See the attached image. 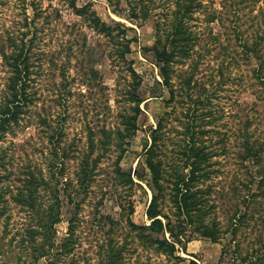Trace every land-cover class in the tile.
Returning a JSON list of instances; mask_svg holds the SVG:
<instances>
[{
  "label": "rangeland",
  "instance_id": "1",
  "mask_svg": "<svg viewBox=\"0 0 264 264\" xmlns=\"http://www.w3.org/2000/svg\"><path fill=\"white\" fill-rule=\"evenodd\" d=\"M192 2L0 0V115L14 62L26 84L0 130V264H105L118 248L112 264L176 262L127 225L149 222L152 176L140 166L158 124L148 157L161 162L162 209L188 239L177 264H264V0ZM180 19L190 39L166 82L156 55ZM132 91L143 99L135 128ZM186 143L208 153L189 224L173 203ZM70 224L73 248L61 252Z\"/></svg>",
  "mask_w": 264,
  "mask_h": 264
},
{
  "label": "trees",
  "instance_id": "2",
  "mask_svg": "<svg viewBox=\"0 0 264 264\" xmlns=\"http://www.w3.org/2000/svg\"><path fill=\"white\" fill-rule=\"evenodd\" d=\"M185 3L181 4L182 8H185V10H188L193 6L192 0H184ZM180 4V3H179ZM78 12H83L84 10L88 9V4L84 5L83 7H75ZM181 9V8H178ZM87 11V10H86ZM133 12V11H132ZM147 11H145V15ZM133 15H135L133 13ZM93 28H95L98 32H107L111 30V27L103 20H101L96 14H94L93 18L91 19ZM116 27L118 32H121L123 36H125V30L126 26L121 23H116L112 28ZM173 31L169 34L172 35V37L169 39L171 42V45L169 47L167 46V42H165L162 45V52L157 53L156 61L159 64L160 73L166 82L168 81V74L167 71H169L170 61H173L172 57H174L176 50L178 49V44L180 41L183 42V45L179 47L180 49H183L184 46L188 44V41L190 39V33L186 31L183 28V23L181 22V19L178 21V23H175L173 25ZM182 33V34H179ZM170 35V36H171ZM168 38V37H167ZM175 42V43H174ZM155 48V47H153ZM185 50V48H184ZM130 51V46L128 40L122 45V50L119 53V56L122 60H125V53H128ZM22 53L19 55L17 54L16 59L21 56ZM13 76L11 77V95L8 99V102L11 103V105H8L6 107V110L3 111L0 115V130H2L5 127L4 121L8 118L13 117L8 116V113L11 112L13 104H16L15 106H19L21 101L23 100V92L24 86L26 85L24 80H22L21 71L25 72L24 68H20L17 62L13 63ZM132 74H135L134 69L130 68ZM135 91H132V97L135 101V107H134V114L130 116V120L128 121L129 127L135 128V118L137 114L140 112L139 104L141 101H143L142 98L137 97L134 95ZM1 109V108H0ZM159 128V124H158ZM158 128L154 129L151 133V143L149 147L147 148V158L144 161V167L142 165L140 166L141 169H147L149 173L152 176V183H153V189H152V196L149 201V204L146 208V215L149 219L148 223L138 225L130 217H127V225L129 227V230H137L139 236L146 239L149 243L155 245L157 249L162 250L165 252L169 257H173L176 259V262L173 264H177L179 260L182 259L180 255H174L175 251L180 248L183 251L186 250V241L188 239L185 238V235L183 236L181 233L183 232V227L177 228V225L174 223V219L166 213L161 206V201L163 200V185L160 183L161 179V169L159 167V164L161 163L159 159H151V156L148 157V155L155 150L156 148V133ZM1 134V133H0ZM91 147H93V143H90ZM192 143H186L185 146V172L183 173H177L174 186V194H173V203L175 207V213L176 215H183L184 221H186L187 224L192 222V216L190 215L193 209L197 208V205L200 204L201 198L199 197L198 193L202 191L201 188L196 187V181L199 179V177L206 172L200 173L199 170L203 169L204 164L202 165V160H205L208 156V153L203 151L201 147L192 146ZM87 155V154H86ZM88 158V157H87ZM92 161H96L95 159ZM88 166L87 159H83L81 161V170L84 173L85 167ZM139 169H135L134 173L135 175L139 176ZM126 174V178L130 183L134 182L133 177L130 175V171ZM120 176H123L122 173H119ZM83 176H85L83 174ZM85 179V178H84ZM196 180V181H195ZM82 181V177L80 178V183ZM133 211V208H131L130 213ZM55 220V219H53ZM179 220V219H177ZM181 220L178 221L179 226L182 225ZM200 224H204L203 229L200 230V236L209 238L212 241H216L217 239V230L215 229V225L203 223L200 221ZM68 235L64 238L62 243L59 245V249L64 252L70 251L73 248L74 244V228L70 224L68 229ZM53 245V242H52ZM62 246V247H61ZM112 257H110L109 261H107L105 264H112V261L117 259L121 255L120 249H115L111 252ZM112 260V261H111ZM192 264H197L194 261H191Z\"/></svg>",
  "mask_w": 264,
  "mask_h": 264
}]
</instances>
